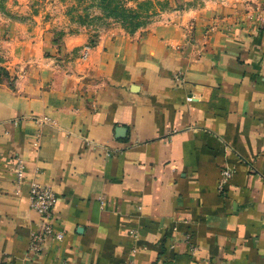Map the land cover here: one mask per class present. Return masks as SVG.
Returning a JSON list of instances; mask_svg holds the SVG:
<instances>
[{"label": "crops", "instance_id": "1", "mask_svg": "<svg viewBox=\"0 0 264 264\" xmlns=\"http://www.w3.org/2000/svg\"><path fill=\"white\" fill-rule=\"evenodd\" d=\"M207 27L162 24L86 57L36 44L12 57L0 81V264H264V26ZM34 178L58 195L64 233L39 254Z\"/></svg>", "mask_w": 264, "mask_h": 264}, {"label": "rangeland", "instance_id": "2", "mask_svg": "<svg viewBox=\"0 0 264 264\" xmlns=\"http://www.w3.org/2000/svg\"><path fill=\"white\" fill-rule=\"evenodd\" d=\"M201 19L208 29L219 23L264 26V0H0V81L10 77L12 57L27 50L81 57L118 35L138 37L168 23L195 28ZM15 65L20 70L21 63Z\"/></svg>", "mask_w": 264, "mask_h": 264}, {"label": "built area", "instance_id": "3", "mask_svg": "<svg viewBox=\"0 0 264 264\" xmlns=\"http://www.w3.org/2000/svg\"><path fill=\"white\" fill-rule=\"evenodd\" d=\"M87 56V50L83 55ZM188 97L187 100H191ZM16 123V122H14ZM27 163L21 155L15 157V175H16V192L19 193L21 185L26 181ZM233 170L225 168L219 179V189L223 190L232 178ZM28 201L30 207L41 216L39 227L31 232L29 253L39 254L42 251L45 239L53 235L57 240H62L64 233L56 231L54 228L55 208L59 198L52 186L42 184L37 179L29 180L28 183Z\"/></svg>", "mask_w": 264, "mask_h": 264}, {"label": "water", "instance_id": "4", "mask_svg": "<svg viewBox=\"0 0 264 264\" xmlns=\"http://www.w3.org/2000/svg\"><path fill=\"white\" fill-rule=\"evenodd\" d=\"M120 131V130H119Z\"/></svg>", "mask_w": 264, "mask_h": 264}]
</instances>
